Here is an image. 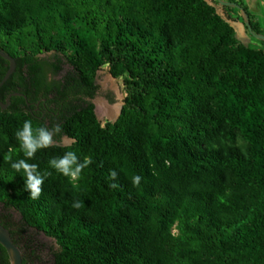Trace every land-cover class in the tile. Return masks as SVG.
<instances>
[{
	"label": "trees",
	"instance_id": "obj_1",
	"mask_svg": "<svg viewBox=\"0 0 264 264\" xmlns=\"http://www.w3.org/2000/svg\"><path fill=\"white\" fill-rule=\"evenodd\" d=\"M226 1L264 36V17ZM0 35L15 44L0 46L15 61L0 87V205L20 215L11 236L53 239L48 264H264V41L239 42L205 0H0ZM103 67L124 98L101 125L90 101ZM7 68L0 58V80ZM28 119L62 128L28 161L51 173L38 200L4 160L26 159L15 132ZM68 151L93 160L76 180L49 167Z\"/></svg>",
	"mask_w": 264,
	"mask_h": 264
},
{
	"label": "clouds",
	"instance_id": "obj_2",
	"mask_svg": "<svg viewBox=\"0 0 264 264\" xmlns=\"http://www.w3.org/2000/svg\"><path fill=\"white\" fill-rule=\"evenodd\" d=\"M62 131L59 124L53 125L48 128L46 125L34 128L31 119L23 122L22 128L17 129L15 137L19 142L20 149L23 151L26 159L12 160L11 150L5 154L4 160L10 163V167L16 173L24 177V190L29 192V199L38 200L43 191L44 180L49 176L50 172L39 171V166L36 163H29L28 161L35 158L37 151L53 146L55 143L54 137ZM93 160L89 156H85L81 161L77 154L73 151L65 152L63 156L54 157L49 160V167L56 172L62 174L71 180H76L81 175L82 171L89 167ZM108 178L111 181H117L118 173L116 170H110ZM142 176L134 175L131 177V184L133 187H139L141 184ZM111 188L119 187L118 183H111ZM84 204L81 201H75L72 207L80 209Z\"/></svg>",
	"mask_w": 264,
	"mask_h": 264
},
{
	"label": "rangeland",
	"instance_id": "obj_3",
	"mask_svg": "<svg viewBox=\"0 0 264 264\" xmlns=\"http://www.w3.org/2000/svg\"><path fill=\"white\" fill-rule=\"evenodd\" d=\"M208 4L213 6L216 13L221 16L225 21H227L234 29L235 37L242 44L249 47H261L259 42L249 35V33L244 28V16L243 13L238 10L231 9L230 7H225L220 5L216 0H205ZM223 1V0H222ZM243 3V0H239ZM262 4V2H261ZM263 16L257 15L256 18L261 21ZM241 23V24H236ZM0 46H6L7 50H12L15 48L13 41H9L7 38L0 35ZM49 55V54H47ZM94 84L97 86V91L95 97L90 101L93 105V111L100 122L101 125L111 121L116 117L118 113L119 106L123 105L124 98V87L120 80H116L111 77L106 67L100 68L94 77ZM101 102L106 107L113 108L118 107L116 115L111 119H106L101 116L98 112L97 102ZM56 144V143H54ZM71 141L63 137L60 141V146H69ZM0 215H9V222L12 225L13 230H16L20 225V215L15 210H9L5 212L0 205ZM19 237L26 238L27 241L35 240L34 246L37 247L36 256L38 258V263L48 264L51 262L53 255L59 251L58 245L55 241L43 234H35L31 229L27 230V233L21 234Z\"/></svg>",
	"mask_w": 264,
	"mask_h": 264
},
{
	"label": "water",
	"instance_id": "obj_4",
	"mask_svg": "<svg viewBox=\"0 0 264 264\" xmlns=\"http://www.w3.org/2000/svg\"><path fill=\"white\" fill-rule=\"evenodd\" d=\"M217 1L222 6L234 7V8H239L240 9V7L237 4H235V3L224 2V1H221V0H217ZM243 25H244V27L247 28L249 33H251L246 16H245V20H244ZM251 35L256 40L264 41V36L263 35H256V34H251ZM0 58L6 60L8 62V68H7L4 76L0 80V87H1L7 81V79L11 76V74L14 72V70H15V61H14L13 58H11L9 55H7L6 53H4L1 50H0ZM8 104H9V101L7 100L5 105H1V103H0V107L2 109H5ZM122 106L123 105L120 106L118 115L116 116L115 119H113L111 121V123H114L116 121V119L118 118ZM68 140H70V139H68ZM70 141H71V143L73 142V140H70ZM0 245L7 252L8 256H9L10 264H22V254H21L19 248L14 243V240H13L11 234H10V231L7 228H5L1 223H0Z\"/></svg>",
	"mask_w": 264,
	"mask_h": 264
},
{
	"label": "flooded vegetation",
	"instance_id": "obj_5",
	"mask_svg": "<svg viewBox=\"0 0 264 264\" xmlns=\"http://www.w3.org/2000/svg\"><path fill=\"white\" fill-rule=\"evenodd\" d=\"M223 1L227 2L226 0H223ZM216 2H217V0H216ZM239 12H241V11H239ZM9 97H10V95H7L6 97L3 98V96L0 95L1 105H5L7 100L9 101ZM1 100H3L4 103H2ZM8 107H9V104L6 106V108H8ZM61 140H62V138H61ZM8 230L10 231V234H11V232L15 231V230H13L12 227H10ZM19 236L20 235L15 234L12 236V238L16 242L15 244L17 245V247L19 248V250L22 254V264H24L25 262H26V264H43V263H38V258L36 256L37 249L34 246V244L27 242L26 238H22ZM33 252H34V254H33Z\"/></svg>",
	"mask_w": 264,
	"mask_h": 264
},
{
	"label": "crops",
	"instance_id": "obj_6",
	"mask_svg": "<svg viewBox=\"0 0 264 264\" xmlns=\"http://www.w3.org/2000/svg\"><path fill=\"white\" fill-rule=\"evenodd\" d=\"M243 4L253 15L255 16L259 15V17L264 15V0H243ZM236 24H241V23H236Z\"/></svg>",
	"mask_w": 264,
	"mask_h": 264
},
{
	"label": "bare ground",
	"instance_id": "obj_7",
	"mask_svg": "<svg viewBox=\"0 0 264 264\" xmlns=\"http://www.w3.org/2000/svg\"><path fill=\"white\" fill-rule=\"evenodd\" d=\"M97 106H98L99 114L101 116L105 117L106 119H108V118L111 119L112 117H114V115H116V112H117V109H118V107H116V106L113 107V108L106 107L104 104H102L99 101L97 102ZM119 108H120V106H119ZM118 112H119V109H118ZM117 115H118V113H117Z\"/></svg>",
	"mask_w": 264,
	"mask_h": 264
}]
</instances>
